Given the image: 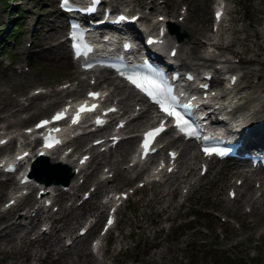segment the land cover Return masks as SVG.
<instances>
[{"label":"rangeland","instance_id":"374dc122","mask_svg":"<svg viewBox=\"0 0 264 264\" xmlns=\"http://www.w3.org/2000/svg\"><path fill=\"white\" fill-rule=\"evenodd\" d=\"M20 1L24 2V7L30 6V4L34 2L33 0ZM137 1L138 0H135L134 2L135 6H137ZM139 1L143 5V0ZM179 1H184L186 3V11L182 19L180 21L177 20V22L178 27L186 28L187 35L181 43L183 45L186 44L188 47L184 49V46L179 43L180 54L190 52L189 55L196 53L202 55L200 54L203 51L202 43L196 47H191V43L188 42L187 37L190 39L196 38L197 40L200 37H207L212 0H166V4L163 3L162 8H168L167 11H171L170 16H172V14L176 15V6ZM115 2L117 5L123 4L122 0H116ZM226 2L228 7L232 5V3H234V7H239L237 16L241 17L236 23H233L229 18L235 17V13L233 15V13L229 12V17L220 25V35H215L213 39L217 41L221 40L222 43L229 40L228 50L230 53L232 54V52H234L230 49L237 50L238 53H236V55L240 56L241 61L238 60L237 62L242 63L245 78L240 79L237 84H234V87L236 88L239 86L238 93L245 98V101L236 107V109L239 110L247 105L248 101L251 100L253 96L264 93V0H226ZM35 3L37 4L38 0H35ZM124 4H127L128 7L132 6L130 0L124 1ZM52 17L54 20L52 21L53 24H57V18L55 16ZM252 22L259 26L261 29L260 32H257L258 27H254V23ZM225 26L227 28H225ZM55 28L54 31L48 30V32H46L43 43H46L44 40H48L49 37L47 36L49 33L53 34L56 30L61 29V23H58L57 26L55 25ZM40 30H42L41 27ZM255 35L258 36L256 39L261 41L260 47L255 43ZM49 36L51 37L52 35ZM36 37H38V35ZM59 45L61 47H47L46 50L43 49V51L38 49L36 52L37 54H33L34 62H30V69L26 72H21L19 75H14L13 77L0 73L2 74L0 75V102L4 100L7 102V108L1 111L0 115L10 111L11 109H9V106L15 101L11 98V89L15 92H22L29 84H34L36 82L44 83V81L49 82L56 78L58 72L54 74L53 72L56 71L52 70L51 67H53L54 63L57 64V62L50 63L49 59L55 56L58 57L59 62L64 60L63 55H67L62 44ZM205 53L211 57L213 56V58H205V60L211 62L214 58L218 57V54H224V50L219 47L214 48L213 54L208 52ZM250 58L256 60L250 62ZM242 60L244 62H242ZM48 64L52 65L50 66ZM229 64H231V62H228V65ZM49 68H51V70ZM256 73H261L258 78H254V74ZM49 76H51V79ZM76 79L80 83L83 80L78 77H76ZM8 85L11 87H6ZM51 95L53 94L49 96ZM122 99L123 98L118 99V102L119 100L121 102L120 105H123ZM128 101L130 103L129 109H131L134 107L133 101L131 102V97ZM44 102L45 97L37 96L32 102V110H37L41 107L40 112H43L45 109ZM124 107L127 108L126 106ZM27 108H31V105H27L24 109ZM259 114L260 110L257 109L255 115ZM136 118L142 119L140 117ZM133 120H131L132 123L130 125H136L138 123ZM119 145L120 144H118V146ZM127 145L128 143L121 145L118 147V151L123 152ZM186 149H188V153L185 152L183 148V151L180 152L179 165L189 173L190 170L188 167L191 166L190 157L194 150L189 146H186ZM119 161L120 160L114 161L113 164H111V171H114L111 177L113 185L119 184L125 180L129 182L131 180L130 176L133 173L132 168H129V170H121L119 168V170H117L118 173H115V170L119 167ZM95 165L96 161L93 162L92 166ZM96 170L97 166L93 171ZM195 172L196 170L194 169L192 176L189 177V181L192 182L191 187H195L196 185V183L193 182L195 179L193 173ZM223 174L226 175V173ZM212 176H214V174L210 171L208 175L205 174L204 177L200 178V180L206 179L205 181H207V183L203 185L205 182L203 181L201 185L202 188L198 187L197 189H206L207 193L205 195L208 196L201 197V199L205 202L208 201V204H210L207 205L208 207H216L218 210L217 212L221 215L225 211L219 209L218 206L224 208L225 205L220 203V199L217 197L216 193L222 188L218 182L210 180ZM171 178H173V176H171ZM3 184V182H0V193L3 191ZM207 184H209V187L205 188ZM164 188L163 186L153 185L150 189L148 187L138 189L135 195L122 204L123 208H120L117 214L119 222L117 229H112L105 235V242L110 243V246L106 244L104 247V253L101 257L103 264L105 261L111 262L112 260L113 264H156L155 261L160 259L163 261V263L160 264H184L180 259L187 245L195 249V252L189 257L187 264H194L195 262L205 264L206 262L212 261L214 264H219V261L220 264H229L236 260V257L240 259L237 264H264V244L259 240V237L255 235L256 231L264 226V207L260 199L253 200L247 198L249 201L247 204V212H242V204L240 202V205L235 207L234 214L228 212V216L232 220L225 221L224 227H220L222 225L216 218H207V220L202 219L193 230L182 234L179 233L180 229L177 231L173 229L174 224H170L169 220L174 216L175 212L179 211V209L176 208L177 201H175V197L178 193L175 188L171 190V194L166 193ZM186 191H188V187H186ZM3 197H5V193L0 199ZM183 203H185V200ZM91 205L92 199L84 201L83 204H81V210L90 212L88 210V208H90L94 213L100 215L101 212H97L99 207L96 208L95 205ZM11 209L12 208H10V210ZM65 212L66 211H63V214ZM57 213L61 212L58 210L55 212V215ZM33 221L34 219L26 226L24 225L21 230H15L21 234L20 237L22 240L21 243L16 241L12 244L17 245L13 252L9 253L13 256L7 255L6 251L3 252V250H7L8 241L11 242L12 238L10 240L4 239V237L0 239V249H2L0 251V264H7L10 261H13L12 264L102 263H96L97 259L93 258L87 252L84 236L78 237L77 240L79 241L77 243L62 245L61 239L63 233H59L58 231V234L61 235L58 236V238H54V235H52L48 237L47 240H44L42 239L43 234H41L42 238H36V240H33L30 244H26L28 236L24 232L26 229L31 228L30 226ZM62 222L65 223L66 219ZM73 222L75 224V220H73ZM233 222H235L236 225H233ZM204 224L205 226H203ZM33 229H35V227H33ZM22 248H26L27 252H23ZM112 248L113 250H110ZM116 248H119V250H116ZM151 248L155 249L151 250ZM198 249L203 251L201 258L194 257ZM186 252L189 253V249H187ZM232 255L234 259H231Z\"/></svg>","mask_w":264,"mask_h":264},{"label":"bare ground","instance_id":"6f19581e","mask_svg":"<svg viewBox=\"0 0 264 264\" xmlns=\"http://www.w3.org/2000/svg\"><path fill=\"white\" fill-rule=\"evenodd\" d=\"M149 2L150 3H152V0H149ZM137 6H142V3L138 0L137 1ZM152 7L153 8H155L156 7V5L155 4H153L152 5ZM147 12H149V10L147 11ZM144 18V17H143ZM53 23V22H52ZM56 28L54 27V28H52L51 30L52 31H54ZM166 34H168L167 32H166ZM49 35H52L51 33H49L48 34V36L47 37H50ZM171 37H172V35H170ZM49 48V47H48ZM50 48H52V47H50ZM180 49V48H179ZM40 50H43V48H40ZM46 50V49H45ZM50 60V63L51 62H57V64L56 63H54V65H53V67H51L52 68V70H55L56 72H58V68H64V67H68V64H69V62L67 61V60H61V61H59L58 62V57H52V58H50L49 59ZM239 60H240V57H239ZM48 65H52V64H48ZM51 68H49L50 70H51ZM69 70L71 71L72 70V68H69ZM112 80V78L110 77V81ZM76 81H77V79H76ZM80 83V82H79ZM75 84V86L70 90V91H65L64 92V94L63 95H66V94H70V93H72V92H77V91H79L80 90V85L81 84ZM126 87H128V86H126ZM46 88H48V86H46ZM125 91H127V90H122V88L120 89V87H117V86H115V85H113V86H111V88L108 90V94L109 95H113V94H115V95H117L118 97L116 98V103H118V99L119 98H123L124 97V92ZM218 92H220V95L219 96H215V98H217V99H220V101L221 102H225L226 100H229V102H231V100L232 99H235V94H230V93H228V92H222L221 90H217ZM44 92H38V93H36V94H34V95H32L30 98H29V102L30 103H32V101H33V99H35L37 96H42V94H43ZM54 95V94H53ZM48 97V96H47ZM51 97V96H50ZM130 97H131V102L133 101V103H134V107H132L131 109H128L127 110V113L129 114H132V116L129 118V120H126L127 122L129 121V122H132L131 120H133L134 118H136V117H140V118H142V119H145L146 118V110H147V104L145 103V102H143L142 100H136V98H135V96L133 95V94H131L130 93ZM229 102H228V104H229ZM135 104L137 105V106H135ZM116 105V104H115ZM117 106V105H116ZM142 106V107H141ZM26 107V106H25ZM24 107V108H25ZM120 107H121V105H120ZM23 108V109H24ZM125 108V107H124ZM140 108H142L141 109V111H139V112H135L134 114H133V111H138ZM231 119H233V118H231V116L230 117H228V120H230L231 121ZM127 123H124V125H126ZM222 124L223 125H226L227 124V122H222ZM261 135L259 136V141L261 142V143H264V129H262L261 130ZM131 140H132V138H129V139H126L125 140V142H127V141H129V142H131ZM124 142V143H125ZM189 144V143H188ZM124 145V144H123ZM189 146V145H188ZM181 149L183 148V146L182 147H180ZM58 155V154H57ZM54 156L55 158H58V156ZM52 156V155H51ZM60 159L62 160V161H66L67 162V158L66 157H64L63 155L60 157ZM96 165L95 166H92V168L93 169H95V167L97 166V158H96ZM68 163V162H67ZM70 164V163H69ZM83 166H85V164L83 163V164H81L79 167H78V169H77V172L78 171H80V169L83 167ZM108 168H110L109 166H108ZM101 171V170H100ZM103 171H105V170H103ZM107 171V170H106ZM76 186V185H75ZM30 213V212H29ZM28 213V214H29ZM28 214H23V215H21L22 217H26ZM25 215V216H24ZM18 216V215H17ZM10 225L11 224H9V223H6V224H4V226L1 228V230L3 231V229H5V228H9L10 227ZM19 226V225H18ZM69 237V236H68ZM70 239V238H69ZM93 248L94 249H96V244L94 243L93 244Z\"/></svg>","mask_w":264,"mask_h":264},{"label":"snow or ice","instance_id":"6c2138e0","mask_svg":"<svg viewBox=\"0 0 264 264\" xmlns=\"http://www.w3.org/2000/svg\"><path fill=\"white\" fill-rule=\"evenodd\" d=\"M220 15H221V13H220V12H217V17H219ZM132 83L135 84L138 88H142V85L139 84L136 80H132ZM148 94H149L150 96L152 95L151 92H149ZM89 95L92 96V97H94V98L97 97V96H99L98 93H89ZM95 107H96L95 105H93L91 108H87L86 106H81V111H85V110H87V111H92V110L95 109ZM160 107H161V110H162V111H165L166 114H167L168 116H173V117H175V118H176V121H177V125L179 126L180 122H181L182 119H183V118L179 115V113L173 111V110L170 109V108H166L162 102L160 103ZM185 107H190V105H185ZM113 110H114V109H113ZM78 115H79V113H77V117H74V118H73V123H77V122H78ZM62 118H64V112L57 113V114L53 117L54 120H59V119H62ZM97 122H98V123H101V121H99V120H98ZM48 123H50V122H49V121H42L41 124L37 125V127L39 128V127L45 126V125H47ZM184 123H187V122L184 121ZM162 130H163V126L158 127V128H156V129H154V130H152V131L146 133L145 143H144L143 146L147 149V148L149 147V141H148V138H149V137L154 138V137H155L156 135H158ZM46 146H47V140H46ZM206 151H207V150H206ZM172 155H175V154H172ZM18 159H19V157H18ZM109 223H111V221H109Z\"/></svg>","mask_w":264,"mask_h":264}]
</instances>
